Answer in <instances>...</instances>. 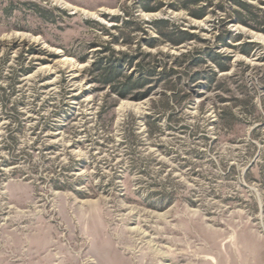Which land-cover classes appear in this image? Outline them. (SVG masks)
Masks as SVG:
<instances>
[{"label": "rangeland", "instance_id": "1", "mask_svg": "<svg viewBox=\"0 0 264 264\" xmlns=\"http://www.w3.org/2000/svg\"><path fill=\"white\" fill-rule=\"evenodd\" d=\"M0 264H264V0H0Z\"/></svg>", "mask_w": 264, "mask_h": 264}, {"label": "trees", "instance_id": "2", "mask_svg": "<svg viewBox=\"0 0 264 264\" xmlns=\"http://www.w3.org/2000/svg\"><path fill=\"white\" fill-rule=\"evenodd\" d=\"M164 35V34H163ZM176 43V42H175ZM212 60L217 63V65L220 67L222 71H228L227 66H223L221 64V59L218 56H212ZM98 66V67H97ZM96 68L100 72L101 77H104L103 82L106 84H113L114 91L122 96L125 97L127 93L134 90L135 88H140L145 85L146 81L144 78L141 80H134L132 78H127L123 84L119 86H115V81L118 75L121 73V69L119 64L113 65V64H104L103 62H99V64L96 65ZM215 77V75L213 74Z\"/></svg>", "mask_w": 264, "mask_h": 264}, {"label": "bare ground", "instance_id": "3", "mask_svg": "<svg viewBox=\"0 0 264 264\" xmlns=\"http://www.w3.org/2000/svg\"><path fill=\"white\" fill-rule=\"evenodd\" d=\"M152 252H153V251H152ZM155 253H156V252H155ZM153 255H154V254H153ZM153 255H152V256H153ZM158 255H160V254H158ZM183 257H184V256H183ZM152 258H153V257H152ZM165 259H166V258H165ZM163 260H164V259H163ZM166 260H167V259H166ZM151 262H152V261H151ZM148 263H150V262L148 261Z\"/></svg>", "mask_w": 264, "mask_h": 264}]
</instances>
